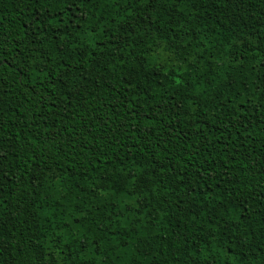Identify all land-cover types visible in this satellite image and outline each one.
Segmentation results:
<instances>
[{
	"label": "trees",
	"instance_id": "16d2710c",
	"mask_svg": "<svg viewBox=\"0 0 264 264\" xmlns=\"http://www.w3.org/2000/svg\"><path fill=\"white\" fill-rule=\"evenodd\" d=\"M0 264H264V0H0Z\"/></svg>",
	"mask_w": 264,
	"mask_h": 264
}]
</instances>
